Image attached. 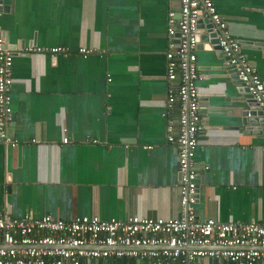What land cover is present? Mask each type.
<instances>
[{
	"label": "crops",
	"instance_id": "1",
	"mask_svg": "<svg viewBox=\"0 0 264 264\" xmlns=\"http://www.w3.org/2000/svg\"><path fill=\"white\" fill-rule=\"evenodd\" d=\"M1 1L0 24L14 53L7 133L18 145L0 142V215L175 217L177 152L162 114L167 14L178 12V0ZM212 1L264 82V0ZM29 46L70 52H21ZM196 55V214L264 223V126L243 122L244 94L208 41Z\"/></svg>",
	"mask_w": 264,
	"mask_h": 264
},
{
	"label": "built area",
	"instance_id": "2",
	"mask_svg": "<svg viewBox=\"0 0 264 264\" xmlns=\"http://www.w3.org/2000/svg\"><path fill=\"white\" fill-rule=\"evenodd\" d=\"M179 10L167 14L166 141L177 152L179 211L171 218L129 216L101 219L79 216L62 220L46 214L21 218L0 215V264H101L134 258L143 264H264V223L200 219L195 211L198 170L195 153L202 131L197 55L200 19L217 34V45L236 69L238 81L257 103L264 118V82L232 37L212 0H178ZM3 3L0 0V16ZM66 56V47L29 46L21 52ZM92 50L79 48L83 56ZM13 51L6 45L0 24V142L16 147L7 133L12 122ZM177 109V116L169 114ZM64 143L68 138H64ZM96 142V140H93ZM148 148V147H147ZM205 169L207 166L204 167Z\"/></svg>",
	"mask_w": 264,
	"mask_h": 264
},
{
	"label": "water",
	"instance_id": "3",
	"mask_svg": "<svg viewBox=\"0 0 264 264\" xmlns=\"http://www.w3.org/2000/svg\"><path fill=\"white\" fill-rule=\"evenodd\" d=\"M198 28L199 31V43L208 41L209 45L213 48L216 52L217 56L224 59L223 67L232 73V78L236 80V82L240 85V89L242 90L246 102V108L244 109L243 116H244V123L249 126H264V118L262 117V113L257 105V103L253 100L251 95L248 93L247 89L238 81V75L236 73V69L230 65L228 58L220 51L217 45V34L213 31L212 24L207 19H200ZM13 118V117H12ZM212 263L213 260L209 259Z\"/></svg>",
	"mask_w": 264,
	"mask_h": 264
}]
</instances>
